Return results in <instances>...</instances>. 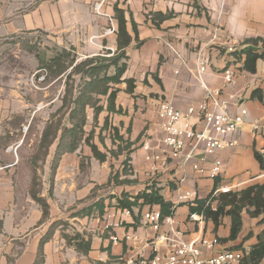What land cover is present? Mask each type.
Here are the masks:
<instances>
[{"label":"crops","instance_id":"1","mask_svg":"<svg viewBox=\"0 0 264 264\" xmlns=\"http://www.w3.org/2000/svg\"><path fill=\"white\" fill-rule=\"evenodd\" d=\"M72 1L71 9L80 13V17H74L73 24L65 28L60 16L64 4L55 6V33L69 32L73 45L74 39L78 44L83 41L86 51L93 54L104 49L114 54L118 28L113 18L114 7L118 4L126 11L127 27L133 37L126 49L127 68L122 82L114 85L118 93L113 109H107V103L102 102L104 109L96 118L97 124L86 133L89 137L96 130L89 142L84 141L74 152L61 154L53 169L57 140L42 163L47 162L48 167L38 169L40 196L50 204L46 218L31 195L34 174L31 156L16 153V157L11 156L0 167V264H127L131 256H152L159 233L179 230L187 241L229 237V217L223 218L216 231L212 220H192L191 204L180 197L193 192L196 195L192 201L202 200L223 186L240 191L264 182L261 176L264 168L255 157L258 151L264 159V59L257 61L256 71L251 73L244 68L243 59L234 55L246 46L247 40H264V0H105L103 15L93 10L94 4L102 0ZM113 27L116 31L107 33ZM76 31L79 32L75 34ZM200 60L207 62L205 73L200 72ZM226 67L236 72L235 81L229 84L223 76ZM127 80L134 82L130 90ZM19 83L14 78L1 86L0 81V146L7 141V153L17 148L16 142L22 136L16 132L28 122L32 112L31 104L15 89ZM203 83L239 96L231 106L232 114L240 108L248 110L240 144L209 157L210 161L218 157L224 162L221 174L214 179L200 176L190 166L179 168L175 160L165 161L162 155L165 134L158 115L160 104L171 102L186 112L204 100ZM88 119L95 122L93 110L89 111ZM193 121L199 129L203 128L196 118ZM254 123H259V130L253 129ZM97 127L102 129L104 139ZM145 142H150L149 150L143 148ZM90 143L107 155L105 161L93 156ZM113 150L118 152L117 156L112 155ZM155 155L161 158L156 162V170L155 162L149 159ZM211 165L208 163L206 167L209 169ZM126 166L128 174H124ZM112 169L123 182L105 186ZM148 186L160 188L165 200L176 205L173 226L162 224L160 231H156L144 219L147 212L161 211L158 205L133 206L131 216L118 211L116 219L121 224L108 231L102 227L104 215L100 216L99 211L91 216L78 215L100 199L104 200L106 212L115 213L120 209L117 201L123 193L132 200ZM243 221L237 240L221 241L213 249L203 247L204 257L221 250L249 251L264 224L247 213L243 214ZM77 235L81 237L76 239ZM112 236L118 237V241L114 242ZM88 240L89 248L82 243ZM157 247L163 255L169 251L166 243Z\"/></svg>","mask_w":264,"mask_h":264},{"label":"trees","instance_id":"2","mask_svg":"<svg viewBox=\"0 0 264 264\" xmlns=\"http://www.w3.org/2000/svg\"><path fill=\"white\" fill-rule=\"evenodd\" d=\"M113 18L118 23L116 31L117 50L111 56H97L88 58L86 62L75 64V59L71 58L70 51L62 49L50 59H41L40 63L45 66L52 77L58 78L65 74L73 66L72 74L82 73V84L77 89L78 94L74 97V86L67 82V91L65 100L59 108V112L67 109L69 111L68 123H63L60 113L57 111L51 115L44 128L38 148L31 156L33 169V187L31 195L43 209V218H46L50 211V204L47 199L40 196L42 184L39 182L38 169L42 168V163L46 160L50 152V147L58 140L57 151L53 161V169L56 168L61 154L76 151L84 141L89 142L95 131L92 130L89 137H86L85 126L88 120V109L94 112V120L104 109L97 96H104L107 109H113L118 89L114 85L122 82V76L127 68L126 49L133 41L127 27L126 11L118 4L114 7ZM136 33V27H134ZM234 55L243 59L244 68L254 73L257 68V61L264 59V40L262 38H252L247 40L246 46L234 52ZM75 64V65H74ZM114 67V74H108L109 70ZM129 90L133 87V81L127 80ZM256 92L254 93V95ZM91 144V143H90ZM93 156L100 161H105L107 155L102 153L97 146L91 144ZM118 151H121L119 148ZM118 152L112 151V155L117 156ZM255 157L264 168L263 156L255 151ZM127 166L124 174H128ZM120 174L112 169L111 176L105 186L118 185L123 181L119 179ZM98 186L97 188H99ZM104 187V186H103ZM52 194V190H50ZM123 193L117 201V208L122 210L131 209L133 206L141 205H158L161 208L162 217L173 216L176 205L166 201L160 192V188L148 186L137 195L133 196ZM194 203V204H192ZM191 213H198L204 216V219L212 220L217 231L222 224L224 217L231 219L230 235L225 239H218L219 242L235 241L239 238L243 227V214L247 213L251 218H260V224H264V182L243 188L240 191H229L211 194L207 199H196L190 202ZM104 200L100 199L94 205L80 211L78 215L91 216L96 211L103 216L105 211ZM81 236L77 235L76 239ZM87 248L90 247V241H82ZM80 248V246H78ZM236 250V249H235ZM245 253V258L241 264H262L264 261V230L258 234L257 242L249 251L244 248L237 249Z\"/></svg>","mask_w":264,"mask_h":264},{"label":"built area","instance_id":"3","mask_svg":"<svg viewBox=\"0 0 264 264\" xmlns=\"http://www.w3.org/2000/svg\"><path fill=\"white\" fill-rule=\"evenodd\" d=\"M115 31L113 27L108 29L107 33ZM199 66L201 73L207 71L205 60H200ZM223 76L225 82L229 84L235 81L236 72L232 67H226L223 70ZM204 87V100L196 106L189 107L186 112L177 109L171 102L164 101L160 104L158 115L165 134L162 141L164 146L162 155L165 161L169 158L175 160L179 168L190 166L200 176L214 179L221 174L224 162L218 157L210 161L209 157L240 144L243 133L242 125L246 121L248 110L240 108L238 113L232 114L231 106L238 100L237 94H225L222 89L206 85ZM193 118L203 124L202 129L198 128ZM259 128V123L253 124L255 131ZM143 148L149 150L150 142H145ZM149 159L155 162L154 169L156 170V162L161 159L160 156H149ZM208 163L212 164L209 169L206 167ZM261 176L264 177V172ZM231 190L232 188L227 185L218 191L229 192ZM195 195L193 192H186L180 198L190 203L193 202ZM118 211L125 216H131L132 213L130 209H116L115 213L106 212L100 221L105 231L121 224L116 219ZM190 218L199 222L204 220V216L198 213H191ZM144 219L156 231H160L162 224L170 226L175 224L173 216L163 218L160 210L145 213ZM129 238L130 236H127V239ZM112 239L114 242L118 241L116 236H112ZM161 243H166L169 247L165 255L161 254L157 247ZM218 243L217 238L213 241L206 239L187 241L183 238L182 231L179 230L172 234L159 233L153 245L154 254L152 256H131L127 264H241L245 253L237 249L221 250L211 257H204L202 248L213 249Z\"/></svg>","mask_w":264,"mask_h":264},{"label":"rangeland","instance_id":"4","mask_svg":"<svg viewBox=\"0 0 264 264\" xmlns=\"http://www.w3.org/2000/svg\"><path fill=\"white\" fill-rule=\"evenodd\" d=\"M62 2L64 5L63 12L60 10V16L63 27L66 28V26L73 24L74 17H80V13L73 12L71 9L72 0H0L1 86L6 85L8 81L14 78L16 81H21L17 85L18 87L15 86V89L20 92L25 102L31 104L32 111L28 122L21 126L19 132H16L22 136L16 142L18 143L17 148L15 147L10 150V153H7L6 145L8 142H1L0 167L6 165L13 156L16 157V153L21 157H28L36 152L40 136L48 123L47 119H51L52 114L59 112V108L65 100L67 82L74 86V97L78 94L77 89L82 84V73L71 76L73 66L65 74L54 79L45 66L40 63V60L50 59L64 48L70 51L71 58L75 59V64L86 62L88 58L108 57L113 54L105 49L95 54L89 53L86 51L83 41L78 44V41L74 39L75 44H72L69 32L55 33L57 29L55 6H61ZM105 2L102 0L94 4L93 10L96 14L103 15L101 13ZM77 32L79 31H76L75 34ZM114 72L115 68L112 67L108 74H114ZM12 74H17V76L13 78ZM19 74L24 76L19 77ZM97 98L101 104L105 101V97L102 95L97 96ZM91 110H87L88 115ZM59 113L63 123H68L69 111L64 109ZM96 124V120L91 123L88 119L85 126L86 133L90 132L91 126ZM97 128L100 132V138L104 139L102 129ZM113 134L110 133V138L113 137ZM24 135L25 138H23ZM105 136L109 137L107 132ZM102 142L104 141L102 140ZM21 144L22 146H20ZM54 148L55 145L52 147V151ZM42 166V168H47V162L46 165Z\"/></svg>","mask_w":264,"mask_h":264}]
</instances>
